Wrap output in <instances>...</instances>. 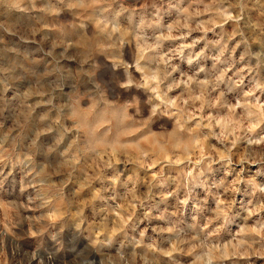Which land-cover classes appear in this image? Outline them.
<instances>
[{
    "label": "rangeland",
    "instance_id": "rangeland-1",
    "mask_svg": "<svg viewBox=\"0 0 264 264\" xmlns=\"http://www.w3.org/2000/svg\"><path fill=\"white\" fill-rule=\"evenodd\" d=\"M237 2L2 0L0 143L35 164H0V231L19 211L27 247L35 221L69 261L107 225L150 264H264V0L218 26ZM224 69L218 90L196 83Z\"/></svg>",
    "mask_w": 264,
    "mask_h": 264
},
{
    "label": "clouds",
    "instance_id": "clouds-1",
    "mask_svg": "<svg viewBox=\"0 0 264 264\" xmlns=\"http://www.w3.org/2000/svg\"><path fill=\"white\" fill-rule=\"evenodd\" d=\"M2 2V0H0ZM223 3V0H220ZM83 6V5H81ZM237 7L240 8V13L233 16L230 8ZM245 7V0H238L236 5H229L228 8H223L217 11L216 15L219 18V25L223 26L228 20H234L237 23L240 22L242 19L243 10ZM196 15H199L196 13ZM208 23L215 24L216 21H208ZM261 53H257L256 58V66L255 68L249 66L247 68V73L251 75L256 68H259L262 61H261ZM223 56V51L220 53V56L214 57L213 59L216 60L217 63H223L221 57ZM188 63L191 65L193 63V59H189ZM229 69H224L221 73L216 76L212 80H203V81H196L199 85L210 86L211 91H216L219 89L220 85L225 82L224 78L227 75V71ZM204 67H199L196 75L199 73L204 72ZM237 79L232 80L229 78V89L232 90L235 87H238L243 82V75L241 73L234 74ZM254 88L264 91V83H261L259 80H256L253 77ZM126 84H121L120 87H126ZM224 94L223 92L220 93L222 97ZM200 97H196L199 99ZM209 106H212V102L209 101ZM237 106H240L239 104ZM249 115H252L249 112ZM2 128V125H0ZM3 140H7L8 137L0 133ZM13 142H15L16 138H12ZM259 141H250V143H258ZM32 148L29 146L27 152L20 151L16 152L13 149L12 152L5 153L3 151V144L0 143V164H12L13 167L16 164H25L32 165L35 164V161L32 159ZM89 153H96V144L93 143L91 140L88 143V147L83 150V155H88ZM98 155V153H97ZM15 157V159H13ZM21 157L23 159H21ZM231 162V161H229ZM112 163L106 164L105 166H112ZM34 171V169H32ZM30 174V172H29ZM50 201H45L44 205H40L39 207H44ZM70 217V213L68 214ZM18 219L16 220L15 224L13 225L14 229H18V231H14L12 229H5L0 231V256L3 257L2 262L0 264H150V260L148 258L147 253H140L136 249L145 247L142 245L141 241H136L133 245L132 251L129 253L125 251L123 246H117L118 241L116 239L119 232L123 231L122 228H117L115 231L111 228L104 225L102 229L97 234V231L93 230L89 232L87 237V244L77 251L75 248L69 249L70 252H75V257L73 261H69L66 257L61 256L60 252L62 251L63 245L61 244L59 247L49 249L46 248L42 243H40V238L43 236V233L40 232V229L36 227V222L31 221L30 226L33 228L35 232V237H33L37 243L29 248L27 247L28 240L30 239L28 232L25 229V224L29 223V219L27 217L20 216L19 211L17 212ZM86 218L83 215V209L79 210L77 213V218L73 220V228L74 231L79 234L83 235L85 231L88 229L85 228ZM66 226L62 225V227ZM144 232H141V237L144 236ZM52 240H56V236H51ZM115 248L113 252L112 249ZM88 252V255L84 257L83 260L79 259L82 253ZM92 253H95L96 256L99 257L97 260L96 258H92ZM210 264V262H209Z\"/></svg>",
    "mask_w": 264,
    "mask_h": 264
}]
</instances>
